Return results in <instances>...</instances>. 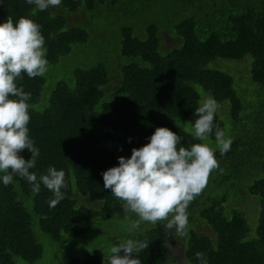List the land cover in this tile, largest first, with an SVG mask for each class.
<instances>
[{"label": "trees", "instance_id": "1", "mask_svg": "<svg viewBox=\"0 0 264 264\" xmlns=\"http://www.w3.org/2000/svg\"><path fill=\"white\" fill-rule=\"evenodd\" d=\"M135 1L142 0H61L59 7L71 16L78 9L124 6ZM143 4L144 8L154 7L150 0ZM52 8L40 11L25 0H0V23L9 16L13 22L25 16L40 25L50 65L69 54L72 45L84 44L87 37L82 28L65 27V15ZM211 8L224 17L217 28L201 40L193 15L185 16L175 26L181 46L165 54L158 51L161 28L155 23L144 27L142 38L133 36L129 27L124 28L117 56L110 58V64L119 59L117 81L110 79L109 64L75 68L73 81L61 79L47 96L46 92L43 95V76L29 78L22 74L23 78L17 79V86L31 93L29 137L39 149L30 171L36 173L39 182L49 166L63 170L66 187L61 189L64 199L50 207L53 193L42 183L37 193L19 176L7 186L0 179V264H16L12 259L15 256L31 263L42 255L23 198L31 200L41 230L54 240L62 233L76 236L90 230L92 214L79 197L98 203L97 209H91L106 219L124 216L123 202L103 187V171L118 165L112 144L128 158L132 148L148 143L160 126L181 137L178 147L202 143L194 139L187 126L193 127L195 109L201 103L192 83L217 102L229 103L232 143L223 155L214 149L219 169L212 171L206 187L187 208L188 234L179 264H200L196 252L204 253L208 264H264V93L251 102L244 95L242 102L229 74L206 67L216 58L239 60L249 54V81L264 87V0H218ZM216 127L224 131L223 121L215 114L213 133L206 141H215ZM19 154L25 159L31 155L27 149ZM246 173L250 181L244 192L258 197L260 211L256 235L250 238L243 212L231 200L236 181L243 180ZM164 223L151 224L127 238L149 242L145 250L133 254L141 264L168 263L174 235L172 230L165 231ZM203 226L209 227L212 235L200 231ZM103 257V251L96 249L83 260L73 258L68 264H105Z\"/></svg>", "mask_w": 264, "mask_h": 264}, {"label": "clouds", "instance_id": "2", "mask_svg": "<svg viewBox=\"0 0 264 264\" xmlns=\"http://www.w3.org/2000/svg\"><path fill=\"white\" fill-rule=\"evenodd\" d=\"M37 10L58 7L61 0H25ZM45 38L40 25L31 18L21 16L15 22L11 16L0 23V176L7 186L14 176L25 179L33 192L40 191L42 183L53 193L49 201L55 207L62 199L66 187L65 172L49 166L39 176L30 171L36 164L39 149L29 137V103L31 93L17 86L22 74L29 78L42 77L48 70ZM217 101L209 96L195 109L193 137L206 141L213 133ZM181 137L167 127H156L149 142L132 148L128 158L119 156L118 165L102 173L103 187L122 201L123 211L138 219L128 226L131 232L141 223L157 224L166 221L165 231L175 230L180 237L188 234L189 204L206 187L210 174L219 169L215 152L208 143L179 146ZM215 142L220 154L230 150L232 140L219 127L215 128ZM27 149L30 158L19 153ZM222 172L223 170L220 169ZM148 241L127 239L109 249V264H141L133 254L148 247ZM121 252L123 253L121 255ZM200 264H208L204 253L196 252Z\"/></svg>", "mask_w": 264, "mask_h": 264}, {"label": "rangeland", "instance_id": "3", "mask_svg": "<svg viewBox=\"0 0 264 264\" xmlns=\"http://www.w3.org/2000/svg\"><path fill=\"white\" fill-rule=\"evenodd\" d=\"M144 1H135L124 6L120 4L105 5L94 10L78 9L71 16L65 14L63 8L59 6L52 8L53 11L65 15V27L68 28L74 25V27L82 28L87 37L84 44L72 45L70 53L63 56L57 63L48 64V70L43 75L45 78L42 86L43 95L46 92L47 96L53 86L61 79L71 83L73 81V71L77 67L86 69L98 64H102L104 67L109 64L107 71L111 75L110 79L112 82L117 81L119 59L117 58L116 62L112 61L110 64V58L114 55L117 56V48L124 28L129 27L133 36L142 38L144 37V27L149 23H155L161 28L159 31L161 49L159 47L158 51L160 54H165L172 48L179 47L182 44V41L175 34V26L183 17L193 15L196 20V32L201 40H204L211 31L215 30L218 23L224 18L220 13L212 12L211 5L218 0H192L194 4H188V0H150L154 3V7L151 9L144 8ZM53 11L51 13L55 14ZM250 62H252V57L247 54L239 60L216 58L209 62L206 67L217 68L229 74L233 79V88L238 97L243 102L244 95H246L245 100L251 102L257 98L258 94L264 93V87H256L249 81L248 70ZM191 86L199 94L201 102L210 96L200 85L192 83ZM217 104L218 108L215 114L223 121L224 132L226 137H229L231 124L229 103L222 101L217 102ZM187 126L189 128L188 131L193 133V127L189 124ZM202 143H208L210 147L216 146L215 141H202ZM111 147L117 151L118 157L123 156L117 146L112 144ZM212 148L218 149V147ZM249 181L250 177L247 173L243 180L236 181V189L233 191V198H231L234 202L232 205L243 212L240 211L245 217L248 226L247 238L256 235L260 212L258 197L249 195L246 191L244 192V187ZM78 200L83 205L86 204L91 211L90 230L76 236L62 233L59 239L54 240L41 230L37 216L33 212L31 200L23 198L24 207L30 214V228L37 242L42 247V255L31 263L24 261L18 256L12 258L13 261L16 264H68L69 260L73 258L83 260L87 254L99 249L106 256L105 258L103 257V262L107 264L110 256L109 249L114 244L123 242L132 234L139 230L143 231L151 225V223L147 222L141 223L138 228L129 232L127 230L128 226L138 219L135 214L125 213L122 217L117 216L106 219L92 210L98 208V203H90L86 197H79ZM125 231H128L129 235H125ZM200 231L212 235L209 227L203 226ZM172 232L174 237L169 243L172 255L168 259L167 264H179L184 258L186 236H178L174 229Z\"/></svg>", "mask_w": 264, "mask_h": 264}]
</instances>
